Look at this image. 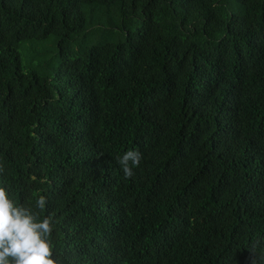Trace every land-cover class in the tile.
I'll return each mask as SVG.
<instances>
[{
  "label": "trees",
  "instance_id": "1",
  "mask_svg": "<svg viewBox=\"0 0 264 264\" xmlns=\"http://www.w3.org/2000/svg\"><path fill=\"white\" fill-rule=\"evenodd\" d=\"M0 184L64 264H264V0H0Z\"/></svg>",
  "mask_w": 264,
  "mask_h": 264
},
{
  "label": "clouds",
  "instance_id": "2",
  "mask_svg": "<svg viewBox=\"0 0 264 264\" xmlns=\"http://www.w3.org/2000/svg\"><path fill=\"white\" fill-rule=\"evenodd\" d=\"M142 154L129 150L117 159L126 178L138 168ZM46 198L41 195L32 206L18 204L10 187L0 184V264H64L56 256L51 239V216H41Z\"/></svg>",
  "mask_w": 264,
  "mask_h": 264
},
{
  "label": "rangeland",
  "instance_id": "3",
  "mask_svg": "<svg viewBox=\"0 0 264 264\" xmlns=\"http://www.w3.org/2000/svg\"><path fill=\"white\" fill-rule=\"evenodd\" d=\"M124 38V35L121 32H118L116 34V40H122Z\"/></svg>",
  "mask_w": 264,
  "mask_h": 264
}]
</instances>
